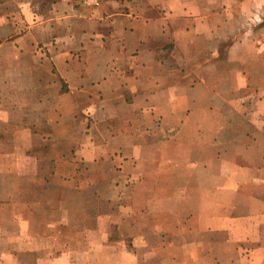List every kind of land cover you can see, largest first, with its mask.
Wrapping results in <instances>:
<instances>
[{"label": "crops", "instance_id": "crops-1", "mask_svg": "<svg viewBox=\"0 0 264 264\" xmlns=\"http://www.w3.org/2000/svg\"><path fill=\"white\" fill-rule=\"evenodd\" d=\"M263 6L0 0V264H264Z\"/></svg>", "mask_w": 264, "mask_h": 264}, {"label": "rangeland", "instance_id": "rangeland-1", "mask_svg": "<svg viewBox=\"0 0 264 264\" xmlns=\"http://www.w3.org/2000/svg\"><path fill=\"white\" fill-rule=\"evenodd\" d=\"M264 1V0H262ZM259 16L261 17V19L263 18L264 19V6H263V9L261 10V12L259 13ZM252 17H254L252 15ZM256 18H259L258 16ZM254 34L255 35H261L262 37H264V21H263V25L260 27H258L255 31H254ZM1 175V174H0ZM0 179H3V176L0 177ZM251 191H254L256 193L259 192L258 188L257 187H252V190ZM2 192V191H0ZM262 192V191H261ZM2 194H0L1 196Z\"/></svg>", "mask_w": 264, "mask_h": 264}]
</instances>
